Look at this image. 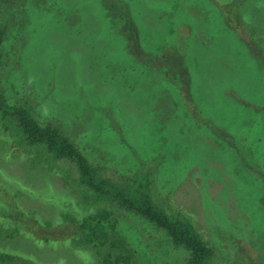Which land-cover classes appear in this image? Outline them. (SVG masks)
Segmentation results:
<instances>
[{"label":"rangeland","instance_id":"rangeland-1","mask_svg":"<svg viewBox=\"0 0 264 264\" xmlns=\"http://www.w3.org/2000/svg\"><path fill=\"white\" fill-rule=\"evenodd\" d=\"M153 1L154 5L167 9L158 2L166 1L172 9L167 16L162 11L154 14L151 11ZM80 2L14 0L1 8V20H11L9 23H12L11 37L0 48L4 60L8 61L10 55L8 69L1 71L10 102L17 103L26 96L35 98L37 92L43 95L50 82L56 83L55 94L51 96L54 100L49 99L39 106L41 111L37 112L40 119L48 120L44 114L47 109L57 113V117L65 116L66 125L70 122L67 126L69 136L82 144L84 153L90 159L94 156L92 160L99 162L101 157L97 152L93 153L90 144L82 142L88 136L81 133L80 127L81 123H85L89 130L98 133L97 144L112 148L111 142L106 139V130L103 128L101 133L104 138L102 143L99 129L94 124L96 119L89 123L92 121L87 120L90 113L85 114L82 104L70 97L76 95V88L78 96L84 91L79 82L82 80L86 82L87 95L93 100V106L97 108L106 104L109 113L118 104L114 97L115 87V93L120 97V111L128 117V122H136L130 135L137 149L147 154L145 144L152 143L154 148L148 149L149 159L156 155L167 159V144L173 142L168 164L170 173L167 174L168 168L164 170L166 173L162 175L164 182L160 189L170 196V186L177 182L174 184L177 203L190 208L197 215L200 226L215 240V263L259 264L260 259L264 260V180L257 176L255 169H247L246 165L250 163L264 170V67L260 66L264 57V7H256L254 0H250L248 7L256 12L249 15L241 8L243 4L245 7L247 0H127L126 3L124 0H83L86 7L81 9L80 19L76 11ZM185 3L190 7L186 9ZM127 6L146 14L144 19L150 32L148 34L144 30L142 33L144 48L152 51L157 62L164 55L171 59L169 65L159 66L156 62L155 68H168L161 70V74L151 75L153 87H150V79H146L141 70L121 82L111 80L113 71L108 68L109 64L121 67V61L114 57L113 52L119 57L122 47L128 42L124 37L114 35L112 30L100 27L98 19L107 8L121 12L127 10ZM89 7H93L98 16ZM241 10L243 13L240 16ZM119 27L130 41L136 40L126 35L125 25ZM101 29L105 32L103 36L99 33ZM160 33L162 35L159 36ZM56 61L60 68L53 73L51 66L57 64ZM180 82L185 94H189L187 100L191 87L198 104L205 109L202 114L205 129L189 125L187 130L184 121L181 130L180 120L174 119L175 115L171 116V124L164 126L159 123L165 113L163 100H167L170 94L166 89H180ZM97 96L105 99L97 101ZM175 102L178 104L177 100ZM100 119L106 121V116L101 115L97 120ZM207 125L221 128V135L228 134V144L216 138ZM152 130L157 133L153 137L155 139L147 136ZM5 138L0 137V185L4 183V175L13 182L11 174H14L18 179H26L29 184L41 185L48 201L60 198L56 191L74 193L77 198V193L68 186L74 185L72 179L68 183L55 176V169L61 172L66 167L65 161L51 160L46 167L43 163L37 164L32 157H26L27 151L24 150L23 160L7 158L2 152L11 155V147L18 139L6 149ZM29 151L31 153L32 149L29 148ZM130 159L131 166L135 167L136 157ZM259 175L264 177V172ZM257 177L262 187L256 182ZM19 202L24 203L29 211H35L39 218L49 220L57 214L52 205H38L27 197L19 195ZM0 203L4 207L2 200ZM114 210L121 213L116 228L124 239L130 238L128 247L134 250L139 264H186L184 250L167 252L158 245L156 238L153 241L147 238L148 234L142 231L145 225L140 219L116 208ZM223 215L231 222L229 226L221 221ZM30 218L33 221V216ZM23 222L27 225L28 220L24 218ZM2 224L0 218V230L4 227ZM19 228L21 234L14 239H7L6 236L16 234L17 230H2L0 246L21 248L24 257L32 256L41 264H52L61 257L67 259L65 264L97 262L96 258L93 260L94 255L78 253L79 247L76 250L69 242L35 243L26 235L27 227ZM239 233L246 235V239ZM53 235H59L57 230ZM58 238L62 239V235ZM233 240L245 242L244 248L237 250L235 245L230 247L234 253V258L230 259L232 253L228 245ZM149 243L152 248H149ZM27 264L35 263L27 261Z\"/></svg>","mask_w":264,"mask_h":264},{"label":"trees","instance_id":"trees-1","mask_svg":"<svg viewBox=\"0 0 264 264\" xmlns=\"http://www.w3.org/2000/svg\"><path fill=\"white\" fill-rule=\"evenodd\" d=\"M13 1L14 0H0V10L3 6L10 5ZM116 1L117 0H114V2ZM126 1L127 0H124L125 3ZM247 1L245 7L243 4L241 8L249 15L253 11L255 13L256 11L253 8L248 7L250 0ZM154 2L155 1L152 2L153 7L151 8L154 14L162 11V14L167 16L168 11L172 9L171 4L170 7L166 5V1L158 2L163 3V6L167 9H161L154 5ZM158 2L156 1V3ZM254 4L256 7L263 8L264 0H254ZM185 6L186 9L190 7L186 3ZM85 7L83 0L77 4L76 11L80 19H82L81 9ZM128 7L129 6H127V8ZM8 8L9 6L7 9ZM144 8L147 9L146 7ZM89 9L95 12L93 7H89ZM106 10L107 11H104L98 19V21L101 22L100 27H103V29L106 27L112 30L114 35L124 37L128 42H126L127 44L125 47H122L119 57H117L116 52H113L114 57L121 61L119 64L121 67L109 64L108 68L113 71L111 80L121 82L122 79H126L130 77L131 74L141 70V74H143L146 79H150V87H153L154 82H152L151 75L161 74V70L167 69L168 66L160 69H158V67L169 65L171 59L164 55V58L157 62V58L153 56L152 51L144 48V44L141 41L143 38L142 33L144 30L148 34L150 32L149 26L144 19L146 14L132 7L127 9V15V10H122L121 12L112 11L108 8ZM243 10H241L240 16ZM96 15L98 16L97 13ZM10 21L11 20L3 22L0 18V48L5 45V42L11 37L10 31L12 23H9ZM121 25L126 26V35L136 40L130 41L119 27ZM99 33L103 36L105 32L101 29ZM162 33H160L159 36L162 35ZM227 35L229 36V34ZM246 44L249 45L250 43ZM254 44L257 45L255 42ZM248 45L245 46L249 49L250 47ZM250 45L252 48H257L253 44ZM9 57L10 55L8 56V61L6 59L4 60L2 50L0 49V137H7L3 139V143L6 144V149L11 142L15 144L14 142L17 141V139L18 142L14 146L10 145L12 146V153L9 149L8 151L11 155L8 153L5 154V152H2V154L7 158L16 157V160H20L19 158L23 160L22 154L24 151H27L26 157H32L37 164L43 163L46 167L49 166L51 160L57 162L65 161L66 167H63L61 172L55 169V176H60L59 178H63V180L68 183L72 179V184L74 185L67 184L72 187L71 191L77 193V198L74 196V193H64L54 189L56 195L60 198L54 199V201H48L47 198L45 199V190L41 185L29 184L26 179L20 177L18 179L14 174H11L13 176L12 182L4 175V183L0 185V201L2 200L4 204V207H1L0 203V218L2 219V225L4 227L0 230V233L2 230L14 228L17 230V233L6 236L7 239H14L21 234L19 227H27V231H25L26 235L28 234L33 238L32 240L35 243H50L51 241L69 242L71 245L75 246L76 250L77 246L79 247V250H77L78 253L85 252L86 254L89 253L94 255L93 260L96 258V264H139L134 250L128 247V240L130 238L127 240L124 239L116 228L118 217L121 214H118L117 211L114 210V208H116L118 211L129 214L130 217L133 216L140 219L145 225L142 231L148 234H146L147 238L150 240L152 239V241L153 238H156L158 245L167 250V252L173 251V249L184 250L186 253L184 257L186 259V264H216L215 240L200 226L197 215L194 214L190 208L177 203L174 191V184H177V182L171 184V190L168 192L170 196H168L167 193L166 195L165 192L160 189L164 182L162 175L166 173L164 170L168 168L170 157L173 153V142L171 141V145L169 143L167 144V159L159 155L149 159L148 149L154 148V146L152 143L148 145L145 144L147 149L146 154L140 148L137 149L136 145L133 143L130 132L135 130L134 127L136 126V122H128V117L124 116L122 111H120V97L115 93L116 88L114 87L113 89L114 97L115 100L118 101V104L110 109L108 113L107 107L105 106L106 104L97 108L93 106V100L87 95V89L85 88L86 82L79 80L84 91L78 96L76 88V95L70 97V99L76 100L82 104V110L85 114L90 113V117L87 120L92 121H89V123L95 122L94 119H96V123L94 124L99 129V134L101 135L105 129L106 139L112 144V148H106L97 144L95 141L98 137V133L89 130L85 123H81V133L84 136H88V139L82 142L89 143L91 151L93 153L97 152L101 157L99 162L92 160L94 156H90V159L84 153L81 147L82 144L69 136L68 127L70 122L66 125L65 116H62L63 118H61V116L57 117V113H52L47 109L44 114L48 120L42 121L40 119L37 112L41 111L39 110V106L43 105L49 99L54 100L51 96L55 94L56 83L50 82L48 85V87L50 86L49 89H47L43 95L37 92L35 93V98L31 96L28 98L26 96L17 103L10 102L6 96V88L2 81L3 75H1V71L8 69ZM261 59L263 63L260 66L264 67V57ZM155 64L159 66L155 68ZM59 68L60 64L57 62V64L51 66V71L54 73V71L59 70ZM169 89H166L167 92L170 93L169 98L163 100L165 113L159 123L167 126L171 124V116L175 115L174 119L180 120V127L185 121V128H187V130L189 125H197L205 129L206 124H203L202 118L205 109L198 104L197 97L193 95L191 87L189 90L190 98L188 100L187 97L189 94H185L181 82L180 89L179 87ZM173 94L176 95H174V98ZM104 99L105 98L100 96L96 98L97 101H102ZM175 100L178 101V104ZM101 115L106 116V121L101 119L97 120ZM183 116L186 120H184ZM81 119L85 120V118ZM78 122L77 120V124ZM83 124H85V126ZM207 127L216 138L228 144V134H226V136L224 134L221 135V128H210L208 125ZM2 133L7 134L1 136ZM155 135H157V133L152 130L151 135L147 136L153 138ZM100 138L103 139L100 140L103 143L104 138L102 135ZM119 146L123 147L127 153ZM29 148L32 149L31 153ZM132 156H135L137 159L135 167L131 166L130 163V157L132 158ZM246 167H248L247 169H255L258 173L257 176H260V178L264 180V177L259 175L260 172H264V170L261 169L262 167L259 169L256 165L250 163H248ZM168 173H170V168L167 170V174ZM258 177L257 180L259 182H256L260 183L259 186L262 187V182ZM156 178L158 179L155 180ZM195 184L196 180H194V185ZM19 195L34 200L38 205L43 203H45L46 206L52 205L53 210L57 213L55 218L51 217L49 220L47 218H39L35 211H29V208H27L24 203L19 202ZM89 203H91V205ZM105 203L107 205L103 206ZM213 209L216 208L213 207ZM32 216L34 222L30 220ZM24 218L28 220V223L26 222L27 225L23 222ZM221 221L228 226L231 224L224 215L221 216ZM226 229L229 232L228 227ZM55 230L59 233L58 236L53 235ZM235 231L237 232V229H235ZM35 235L38 238H36ZM60 235H62V239L58 238ZM228 235H230V232ZM241 235L245 240L246 235ZM244 242L245 241L238 240L237 242L233 240L234 244L231 243L228 245L229 247L226 246L232 253L233 250L230 249V247L233 248V245H235L237 250L244 248ZM149 248H152L150 243ZM22 253L21 248L15 249L8 246H0V264H27V261L35 264L40 263L36 262L32 256L24 257ZM232 255L230 259L234 258V253H232ZM84 258L88 260L87 257ZM66 261L67 259L61 257L57 262L55 261L52 264H65ZM249 261H251V259ZM261 261L264 262L263 259H260L259 264H263Z\"/></svg>","mask_w":264,"mask_h":264},{"label":"bare ground","instance_id":"bare-ground-1","mask_svg":"<svg viewBox=\"0 0 264 264\" xmlns=\"http://www.w3.org/2000/svg\"><path fill=\"white\" fill-rule=\"evenodd\" d=\"M92 210V209H91Z\"/></svg>","mask_w":264,"mask_h":264}]
</instances>
